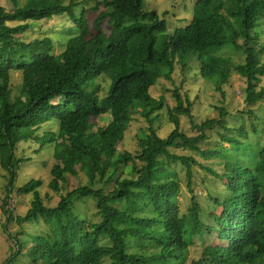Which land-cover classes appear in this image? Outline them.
<instances>
[{
    "label": "trees",
    "instance_id": "obj_1",
    "mask_svg": "<svg viewBox=\"0 0 264 264\" xmlns=\"http://www.w3.org/2000/svg\"><path fill=\"white\" fill-rule=\"evenodd\" d=\"M9 1L15 4L13 12L0 7V166L13 180L17 170L14 165L22 163L14 161V143L18 140L14 142L12 131H28L31 139L41 126L56 122L57 136L49 133L42 138L45 145L60 141L61 155L54 156L49 190L59 193L68 174L82 172L89 181L87 186L61 195L53 208L42 202L40 180L18 190L22 195L34 193L32 208L21 220L33 221L41 216L53 239V243L47 237L37 241L28 252L32 262L182 263L194 237L204 239L208 232L215 235L217 243L204 247L202 257L192 264H264V145L257 147V155L254 153L256 164L255 160L241 164L242 159L235 163L233 159L229 164L232 171L213 173L224 181V194L211 197L213 206L207 223L199 218L201 209L192 199L191 215L196 221L190 231L176 201L181 182L172 170L173 165L184 167L188 188L193 192L192 171L197 162L171 151L199 153V145L208 141V132L233 130L226 125L227 113L219 110V119L194 125L198 136L188 137L181 130L180 117L192 119L191 107L185 108L175 95L177 104L170 113L174 130L162 139L154 125L159 119L156 113L164 110L165 103L149 96L155 84L149 73L154 62L162 63L170 78L176 65L185 72L192 59L200 64L202 77L213 81L222 93L233 64L217 51L231 44L244 54L235 71L246 84L245 103L263 102L264 86L260 83L264 77V44L255 26L264 16V0H197L191 23L175 29L171 36L167 35L166 21L156 11L143 12L145 0H99L93 10H106L99 13L92 27L86 11L77 15V0H26L24 6H20V0ZM57 15H67L79 32L67 38L61 53L53 54V42L48 37L18 40L32 23L46 22ZM107 22L109 34L104 31ZM13 71L22 75L16 96L11 89ZM102 75L112 79L106 99L100 97L99 84L92 86L93 79ZM54 99L60 104H51ZM108 113L112 124L92 132L91 121ZM138 113L147 121L148 133L138 138L137 154L120 153ZM240 132L244 135L242 128ZM220 138L230 150L241 153L244 144L227 134ZM223 154L228 152L204 156L215 159ZM241 154L244 157V152ZM123 167L131 168L130 176L122 175ZM86 199L95 202L97 220L80 219L74 213V202ZM216 208L221 209L219 215L214 212ZM146 245L154 251L148 253Z\"/></svg>",
    "mask_w": 264,
    "mask_h": 264
},
{
    "label": "rangeland",
    "instance_id": "obj_2",
    "mask_svg": "<svg viewBox=\"0 0 264 264\" xmlns=\"http://www.w3.org/2000/svg\"><path fill=\"white\" fill-rule=\"evenodd\" d=\"M68 3L69 0H64ZM99 0H77V15L86 11L89 23L93 26L94 20L100 12H104L105 7H100L98 11L93 8ZM197 0H145L143 4V12L149 14L156 11L159 18L165 20L168 27L167 35H173L175 29L186 28L192 21L194 15V6ZM26 0H20V6H24ZM0 7L7 12H13L15 4L9 0L0 1ZM18 23H13V25ZM104 31L110 33L109 23L105 25ZM255 32L259 35L260 41L264 44V16L256 22ZM92 28V35L94 34ZM79 32L75 25L71 23L67 15H57L46 22L32 23L31 28L18 37L20 41H33L42 37H48L53 42V54L61 53L65 47L67 38L78 36ZM91 36V34H90ZM217 55L232 62L233 67L229 78V83L222 87V93L217 91L216 84L205 79L201 75V67L196 59H192L184 72L180 66H175V71L167 78L165 73L167 68L159 62H154L149 73L155 84L150 91V98L154 101L164 100V110L156 115L159 119L154 127L158 135L162 139H166L174 130V125L170 122V113L175 109L177 100L175 95L179 96L184 102L185 108L191 107L192 119L188 116H181V130L190 138L198 136L193 129L194 125H200L207 120L219 119L220 112L223 110L227 113L225 118L226 125L232 129V133H226L221 129L208 132V141L199 145V153H191L188 150H172L171 153L177 157L193 158L197 165L192 171V191L188 188V176L184 167L173 165V173L175 178L181 182V191L177 195V203H179L181 214L187 229H194L195 218L191 215L192 199L195 198L201 212L199 218L207 223V216L210 213L213 202L211 197H221L224 194V181L217 179L215 174H222L232 171V160L234 163L240 159L241 164H248L250 160H255L257 155V147L264 145V101L247 105L245 103V81L235 71V65L244 61V54L236 51L234 46L227 44L224 48L217 51ZM112 79L109 75H102L94 78L92 86L99 84L101 86L100 97L106 99L109 95V87ZM22 83L21 72L13 71L11 73V89L13 96L19 94ZM260 86H264V77L261 79ZM51 104H60L59 99H54ZM250 113L252 115H250ZM193 122V123H192ZM195 123V124H194ZM112 124V116L110 113L101 118L91 121V131L97 132L100 129L109 127ZM243 129L244 135L240 129ZM59 125L56 122H49L41 126L33 136L28 139V131L15 132L12 131L14 142V161H22L17 166L15 177L12 180L10 172L0 166V264H34L30 259L28 252L37 241L42 237H47L51 243V230L45 220L40 216L37 220L23 221L21 220L27 212L32 208L34 193L22 195L18 190L26 186V184L40 180L41 187L38 190L42 202L45 207H56L60 201L61 195L68 191L84 187L89 184L88 178L84 173L79 172L76 176L67 175L66 183L59 193L49 190L48 186L51 180V168L56 164L55 154L61 155L58 147L60 141L51 145H45L42 142L43 136L58 134ZM149 125L147 121L139 113L134 115L133 122L128 128L125 140L119 148L120 153L137 154L139 151L138 138H143L148 133ZM229 135L234 137L236 141L241 142V153L230 150L228 144L221 141L220 135ZM227 151L228 155H220L215 159H206L204 153L213 154L216 151ZM233 157V158H232ZM210 169V170H209ZM187 170V168H186ZM131 168L123 167L122 175L130 176ZM215 173V174H213ZM102 186H98V188ZM112 190V188L110 189ZM9 213L7 214L6 212ZM75 214L80 219L89 218L97 220L96 204L92 199L76 200L74 202ZM221 209L216 208L214 212L220 214ZM12 215L13 218H9ZM20 219L17 221L16 219ZM215 235L206 233L204 239H200L197 235L194 237L192 245L189 248L185 261L182 263L172 264H192L193 261L202 257L204 247L215 245ZM148 253L153 252L151 245H146Z\"/></svg>",
    "mask_w": 264,
    "mask_h": 264
}]
</instances>
